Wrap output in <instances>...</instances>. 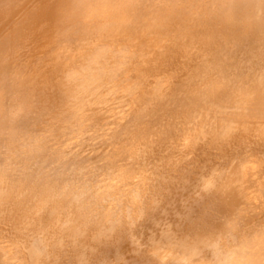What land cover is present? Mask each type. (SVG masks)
Returning a JSON list of instances; mask_svg holds the SVG:
<instances>
[{
    "label": "bare ground",
    "instance_id": "1",
    "mask_svg": "<svg viewBox=\"0 0 264 264\" xmlns=\"http://www.w3.org/2000/svg\"><path fill=\"white\" fill-rule=\"evenodd\" d=\"M264 264V0H0V264Z\"/></svg>",
    "mask_w": 264,
    "mask_h": 264
},
{
    "label": "clouds",
    "instance_id": "2",
    "mask_svg": "<svg viewBox=\"0 0 264 264\" xmlns=\"http://www.w3.org/2000/svg\"><path fill=\"white\" fill-rule=\"evenodd\" d=\"M225 264H231V262L230 261H225Z\"/></svg>",
    "mask_w": 264,
    "mask_h": 264
}]
</instances>
